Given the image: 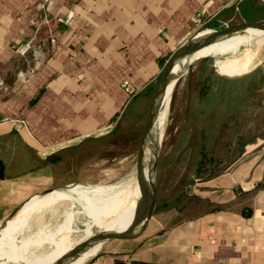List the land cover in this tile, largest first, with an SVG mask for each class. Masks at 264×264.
Here are the masks:
<instances>
[{
	"label": "crops",
	"instance_id": "obj_1",
	"mask_svg": "<svg viewBox=\"0 0 264 264\" xmlns=\"http://www.w3.org/2000/svg\"><path fill=\"white\" fill-rule=\"evenodd\" d=\"M261 9L264 0H0V229L25 220L10 219L22 207L28 215L72 193L54 189L72 182L70 149L113 127L190 35L227 31ZM255 158L204 183L202 196L220 208L157 226L141 198L134 218L119 210L70 264H264V185L254 188L264 159Z\"/></svg>",
	"mask_w": 264,
	"mask_h": 264
},
{
	"label": "rangeland",
	"instance_id": "obj_2",
	"mask_svg": "<svg viewBox=\"0 0 264 264\" xmlns=\"http://www.w3.org/2000/svg\"><path fill=\"white\" fill-rule=\"evenodd\" d=\"M245 30L264 38V27L249 26ZM223 40L227 44L216 40L207 44L211 51L216 49L214 55L204 56L206 49L199 56L205 48L199 46L181 56L191 63L175 82L160 128L158 155L152 153L156 159L144 181L138 184L137 178L147 165L135 166V162L150 154L146 149L154 138L162 87L145 124L138 153L149 88L130 100L107 132L85 138L70 149L74 167L70 185L78 183L86 191L60 194L28 215L27 207H22L10 216L25 220L0 239V254H5L0 264H56L51 258L35 256L52 249L55 240L69 243L72 251L80 241L84 247L92 246L103 227H113L114 217L122 208L131 210L134 218L138 202L148 197L152 185L154 206L147 198L146 207L154 212L157 226L198 214L214 205L202 196L209 177L241 160L264 159V45L250 47L252 52L241 63L243 69L224 72L221 65L243 55L227 45L240 48L257 42L243 38L238 31L228 33ZM222 53H226L224 58L220 57ZM151 222L149 218L146 224L151 226ZM71 258L74 260V256Z\"/></svg>",
	"mask_w": 264,
	"mask_h": 264
},
{
	"label": "bare ground",
	"instance_id": "obj_3",
	"mask_svg": "<svg viewBox=\"0 0 264 264\" xmlns=\"http://www.w3.org/2000/svg\"><path fill=\"white\" fill-rule=\"evenodd\" d=\"M244 24L245 23L236 25V26H238L237 27L238 29H235L234 27H236V26H234L233 28H231V29H229L227 31H219L217 29H208V30H203L201 32L199 31L192 37V39L190 40L189 43L193 45V51H194L195 48H197L199 46H204L205 48L202 49L198 53L199 56H202L204 51L207 49L206 47H208L207 44L210 43L212 40L221 41L222 43L227 44V42H224L225 40H223V39L226 38L227 34L231 33L232 31H238V34L240 36H242L243 38L256 41L257 44L254 45V46H262V45H264V38L263 37H260L257 34H254V33L250 32L248 30L240 31L242 29L240 27L242 25H244ZM262 33H264V32L262 31ZM227 46L231 47L232 49H234L236 51H238V53L241 52V53H245V54L248 53L249 54L250 52H252L250 50V48H245L244 49V48H239L237 46L236 47L229 46V45H227ZM187 59L188 58L181 59V61H179L173 67L169 68L167 70V72L164 74V77H163V80H162V83H161V87L162 88H161V91H160V94H159V97H158L157 119H156V127H155V132H154V138H153L152 142L148 145V147L146 149V151L150 150V154H149V156H147L145 154L142 157H139L136 160V162H135V166L147 165V168H145L144 172L142 174H140V176L137 178L138 184H141L144 181V179L147 177V174L150 171V169H151V167H152V165H153V163H154V161L156 159L155 155H152V153L153 154L155 153L156 155H158V143H159L160 136L162 135L161 134L162 132H161L160 128H161V124H162V122L164 120L165 108H166V105H167V103H168V101L170 99V96H171V93H172L173 88L175 86V82H176V80L178 78V75H180V73L182 72L184 67L187 66V64L189 63V61ZM151 149H152V152H151ZM127 166H128V164H127ZM70 187H71V192L72 193H75V192L82 193V192L87 190V189L82 188L78 183L74 184L73 186L67 185V186L61 187L59 189H68ZM53 190L54 189H52L51 191H53ZM136 194H137V192H136ZM129 199H130V197H129ZM23 222H24V220H21V221L15 223V224H11V225H8V226L0 229L1 230L0 239H2L4 236H7L12 230H14L20 224L22 225ZM26 226H28V225H26ZM49 237H50V235H49ZM97 239H98V235L97 236L95 235L94 238H93V241H92V245L94 244V242L97 241ZM54 245L55 246L48 252L35 254L36 258L37 259H40V258H51L53 260L52 262L53 263L56 262V264H70L71 257L69 259H66V257H64L65 255L69 254L70 251H72V250H70L69 243L65 244L62 241L55 240V244ZM89 248H90V246L84 247L83 248L84 251H81L79 254H76L74 256H79L80 258L84 257L85 255L88 254ZM46 250H47V248H46ZM0 251H1V249H0ZM4 255L5 254H0V257H2ZM14 255L16 256L17 254H14ZM7 256H8V254H7Z\"/></svg>",
	"mask_w": 264,
	"mask_h": 264
},
{
	"label": "water",
	"instance_id": "obj_4",
	"mask_svg": "<svg viewBox=\"0 0 264 264\" xmlns=\"http://www.w3.org/2000/svg\"><path fill=\"white\" fill-rule=\"evenodd\" d=\"M239 22H244V26L242 27V30H245L247 27H255V28H263L264 27V16L257 18V19H253V20H249V21H239ZM197 32H194L192 35H190L189 38L192 39V37L196 34ZM189 51H193V45L185 42L182 45H180L175 51H173L171 53V55L166 59L165 63L163 64V67L161 69V71L159 72V74L157 75L156 79L154 80L149 92H148V96H147V102H146V106H145V111L142 112L143 116V124H142V128L141 131L139 133V139H138V150L137 153L139 151V147H140V143H141V139L143 136V131L145 128V124L147 122V119L151 113V110L153 108V105L157 99V96L159 94L160 91V87H161V83L164 77V74L166 72V70H168L169 68L173 67L175 64H177L179 61H181V56L184 55L185 53L189 52ZM226 53H222L220 54L221 58H224V55ZM191 63V62H190ZM188 63V65L190 64ZM187 65V66H188ZM216 65V64H215ZM130 184H127L126 186H128ZM148 202L150 205L154 206V202H155V190L153 185L151 186L149 192H148ZM5 223V222H4ZM3 224V223H2ZM0 224V227H2ZM131 231V227H126L124 230L119 231L117 233H113L111 235H109L108 237H105L104 239H102L101 241H99V245L96 248L95 251H93L92 253H90L85 260H87L88 258L96 255L97 253L101 252L102 250H104L105 246L107 243H109L112 240H117V239H122L124 237H126L129 232ZM84 244L80 242H78L77 244L74 245L73 247V251L70 252V254L65 255L64 257H66V259H69L70 257H73L76 254H79L81 251L83 250V246ZM51 250V249H50ZM49 250V251H50ZM84 260V261H85Z\"/></svg>",
	"mask_w": 264,
	"mask_h": 264
},
{
	"label": "trees",
	"instance_id": "obj_5",
	"mask_svg": "<svg viewBox=\"0 0 264 264\" xmlns=\"http://www.w3.org/2000/svg\"><path fill=\"white\" fill-rule=\"evenodd\" d=\"M211 47H213V46H211ZM215 51H216V49H215ZM215 51L213 52V51H211L210 48H207V50L204 53V56L211 55V54L214 55ZM241 63H243V62L231 61V62H228V63H224L223 65H221V67H222V70L224 72H236L237 69H243L242 66H241ZM2 175H3L2 166L0 165V176H2ZM262 185H264V179L261 180V181H258L255 184L254 188L260 187ZM234 189H235V191H238V186H235ZM215 208H220V207H219V205H213V207L211 209H215Z\"/></svg>",
	"mask_w": 264,
	"mask_h": 264
},
{
	"label": "built area",
	"instance_id": "obj_6",
	"mask_svg": "<svg viewBox=\"0 0 264 264\" xmlns=\"http://www.w3.org/2000/svg\"><path fill=\"white\" fill-rule=\"evenodd\" d=\"M122 85H124V86H126L127 85V80L125 79V80H123V82H122Z\"/></svg>",
	"mask_w": 264,
	"mask_h": 264
}]
</instances>
